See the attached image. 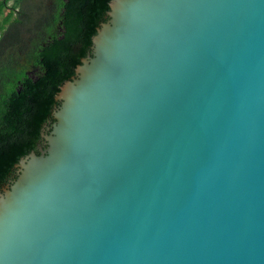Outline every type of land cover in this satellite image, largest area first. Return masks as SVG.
Wrapping results in <instances>:
<instances>
[{
  "label": "water",
  "instance_id": "95a60500",
  "mask_svg": "<svg viewBox=\"0 0 264 264\" xmlns=\"http://www.w3.org/2000/svg\"><path fill=\"white\" fill-rule=\"evenodd\" d=\"M57 100L0 264H264V0H112Z\"/></svg>",
  "mask_w": 264,
  "mask_h": 264
},
{
  "label": "trees",
  "instance_id": "16d2710c",
  "mask_svg": "<svg viewBox=\"0 0 264 264\" xmlns=\"http://www.w3.org/2000/svg\"><path fill=\"white\" fill-rule=\"evenodd\" d=\"M11 1L0 0V12ZM22 2L0 29V191L17 179L25 157L40 154L57 98L91 54L112 0H53L42 11L22 8L16 17Z\"/></svg>",
  "mask_w": 264,
  "mask_h": 264
},
{
  "label": "rangeland",
  "instance_id": "374dc122",
  "mask_svg": "<svg viewBox=\"0 0 264 264\" xmlns=\"http://www.w3.org/2000/svg\"><path fill=\"white\" fill-rule=\"evenodd\" d=\"M16 1L17 0H12L11 2L8 3L9 4V5H7L8 8H3V10H5V11L2 12L3 16L2 17L0 16V29L3 28L4 21L6 20V18L8 17L10 12L12 11V7L14 6ZM50 4L51 5L53 4V0H28V1L27 0H23V2L21 4H17L16 3V5H15L16 9L15 10H16L17 15H15V16L18 17V14H19V12H20V10L22 8L32 9V10H37L38 9V11H40V10L42 11L44 6H45V8H47L48 6H51ZM38 14H40V13H38ZM34 20H35V14H33V18H32V21H34ZM61 30H63V28H61ZM4 31H5V29L3 30L2 34H4V36H5ZM11 35H12V32L9 34V38H10ZM32 71H33V68L30 69V72H31V74L33 73L32 74L33 77H36V74L34 72H32Z\"/></svg>",
  "mask_w": 264,
  "mask_h": 264
},
{
  "label": "crops",
  "instance_id": "0c3cea01",
  "mask_svg": "<svg viewBox=\"0 0 264 264\" xmlns=\"http://www.w3.org/2000/svg\"><path fill=\"white\" fill-rule=\"evenodd\" d=\"M3 11H5V10H2V11L0 12V16H1V17L3 16V13H2Z\"/></svg>",
  "mask_w": 264,
  "mask_h": 264
}]
</instances>
